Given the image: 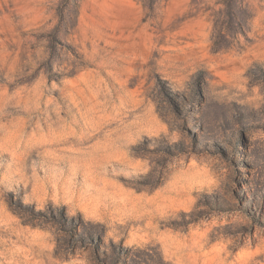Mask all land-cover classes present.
Here are the masks:
<instances>
[{
	"label": "clouds",
	"instance_id": "obj_1",
	"mask_svg": "<svg viewBox=\"0 0 264 264\" xmlns=\"http://www.w3.org/2000/svg\"><path fill=\"white\" fill-rule=\"evenodd\" d=\"M0 264H264V0H0Z\"/></svg>",
	"mask_w": 264,
	"mask_h": 264
}]
</instances>
